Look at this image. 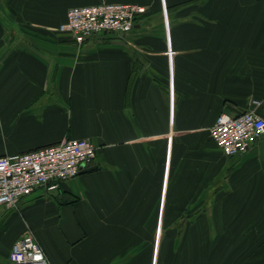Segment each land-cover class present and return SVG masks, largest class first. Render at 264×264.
<instances>
[{"label": "crops", "instance_id": "0c3cea01", "mask_svg": "<svg viewBox=\"0 0 264 264\" xmlns=\"http://www.w3.org/2000/svg\"><path fill=\"white\" fill-rule=\"evenodd\" d=\"M102 2L146 11L80 44L60 30ZM253 100L264 118V0H0V156L96 146L75 178L1 208L0 264L26 231L49 264H248L264 246V134L225 156L209 128ZM240 246L241 262L208 259Z\"/></svg>", "mask_w": 264, "mask_h": 264}, {"label": "built area", "instance_id": "2783aa9c", "mask_svg": "<svg viewBox=\"0 0 264 264\" xmlns=\"http://www.w3.org/2000/svg\"><path fill=\"white\" fill-rule=\"evenodd\" d=\"M145 11V6L136 3L73 6L59 28L80 44L102 32L130 31ZM258 105L253 100L252 109L238 115L222 112L210 126V137L225 156L245 152L264 134V118L255 111ZM95 156V144L85 138H69L51 146L0 156V210L14 207L37 189H58L62 182L75 178L82 166L91 164ZM8 260L11 264H49L31 231L14 242Z\"/></svg>", "mask_w": 264, "mask_h": 264}, {"label": "rangeland", "instance_id": "374dc122", "mask_svg": "<svg viewBox=\"0 0 264 264\" xmlns=\"http://www.w3.org/2000/svg\"><path fill=\"white\" fill-rule=\"evenodd\" d=\"M198 207L195 208V213L198 212ZM193 210V209H192ZM196 215L193 214V212L191 213L190 216H187V217H190L191 219H193V217H195ZM193 221V220H192ZM182 223V221H181ZM179 226L173 231L174 233V238H175V255L179 256L183 250V246H182V238H183V234L185 233L184 230L182 231L181 229H179ZM166 232H164L165 234ZM208 233H210V235H212L211 237H214V231H208ZM211 249V252L208 253V259H210L212 256H215L216 258V255L218 254H222L223 256H235V255H238V258L241 261H243L244 259H247L246 257L248 256L247 255V249L246 246H240L238 248H232V247H213V248H209ZM249 249H255V257L253 258L252 256V259L251 257L249 256V259H247L249 262L248 264H264V262H262V259H264V246H259L258 248H249ZM217 261V260H216ZM234 264L232 263L231 261H221V260H218L217 261V264ZM242 264H246V262L244 261Z\"/></svg>", "mask_w": 264, "mask_h": 264}]
</instances>
